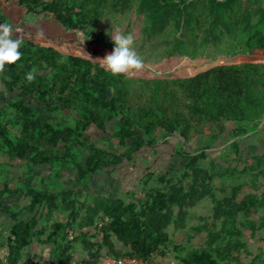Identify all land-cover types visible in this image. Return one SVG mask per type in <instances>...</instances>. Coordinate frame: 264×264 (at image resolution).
Wrapping results in <instances>:
<instances>
[{
  "label": "trees",
  "instance_id": "16d2710c",
  "mask_svg": "<svg viewBox=\"0 0 264 264\" xmlns=\"http://www.w3.org/2000/svg\"><path fill=\"white\" fill-rule=\"evenodd\" d=\"M16 1L22 14L53 20L89 41L34 36L22 45L21 59L1 70L13 96L5 107L0 106V153H6L11 164L17 159L28 165L49 164L51 182L74 168L71 176L80 183L101 169L130 161L142 148L153 149L159 140L171 138L180 146L173 150L183 163L178 170L160 174L140 204L97 199L93 205L80 203L76 188L58 183L53 184L57 191L11 187L10 173L0 164V215L12 221L6 238L8 264H67L77 244L100 254L108 247L114 257L165 256L171 241L169 227L186 229L195 218L191 210L205 201L211 204L210 215L198 217L200 223L189 229L201 235V246L180 253L178 263L264 264V152L246 160L240 153L242 140L260 132L264 121V60L205 62L200 67L186 61L168 73L140 68L117 75L100 61L114 47L105 49L108 38L103 37L102 26L131 12L142 23L144 40L163 46L172 56L193 59L208 43L221 51H255L262 56L263 0ZM35 101L52 104L53 112L66 115L60 121H47L31 106ZM109 123H113L110 137L106 135ZM91 129L103 136L93 140L88 134ZM196 139L199 147L191 152L183 149ZM222 140L218 159L210 156L207 150ZM22 196L25 203L20 202ZM84 206V225L99 212L107 217L98 242H89L84 233L68 238ZM25 210L32 216L22 219ZM44 210L46 219L61 212L67 220L37 229ZM244 230L252 237L260 233L263 246L254 255ZM43 235H47L44 243L57 254L53 263L24 255ZM112 236L129 251H113Z\"/></svg>",
  "mask_w": 264,
  "mask_h": 264
},
{
  "label": "crops",
  "instance_id": "0c3cea01",
  "mask_svg": "<svg viewBox=\"0 0 264 264\" xmlns=\"http://www.w3.org/2000/svg\"><path fill=\"white\" fill-rule=\"evenodd\" d=\"M0 22H12L18 26V33L16 36H22V45L34 36L49 35L53 36L63 42L73 39V36L66 37L69 30L64 29L57 22L49 19H38L32 14H22L18 8V3L16 0H0ZM59 27L60 34H55L56 28ZM257 57V56H256ZM13 94L8 93L7 87L2 80L1 70H0V106L5 107L7 105V100ZM38 113L44 115L47 121H57L54 115L58 112L54 111V105L45 102H32L31 105ZM54 118V119H52ZM113 123L108 124V128ZM108 131V129H107ZM88 134L93 140H99L103 136L102 133L91 129ZM46 145V143H44ZM55 150V149H53ZM147 150V151H146ZM157 150L142 148L137 153H135L130 161H124L116 167H106L99 170L96 173L89 175L86 181L78 183L72 177L71 172L74 168L70 169V173H65L64 178L61 180H52L53 176V166L49 164H36L28 165L25 160L17 159L12 164L9 161L8 155L6 153H0V164L5 166L11 178V187H22L23 191H26L30 187H38L40 189H45V187H50L53 191H57L54 183L62 184L64 188H76V191L81 193L79 198L80 203L94 204L97 199H109L116 200L121 199L125 203H137L140 204L145 200V197L150 189V187L156 186L157 177L162 174L159 171H155V156ZM172 163L174 166H168V170L175 169L178 170L182 167L183 161H181L177 155H172ZM180 162L181 167L177 168L175 165ZM11 165V166H10ZM167 170V171H168ZM152 174V177L147 179V175ZM50 180H47V179ZM44 179L45 181H43ZM148 180V181H147ZM3 185L0 180V189ZM17 197H7L6 200L14 201ZM27 199L22 196L21 203H25ZM79 207V203H77ZM87 207L84 206L80 208V218L73 224L72 233L69 232L68 238H73L80 235L81 233L86 234L88 241L95 242L100 241L102 233L100 228L106 223L107 217L104 216L103 212H99L97 216L94 217L92 223L84 225L83 221L86 218ZM41 212V211H40ZM32 214L25 210L24 214L21 216L22 219H27L31 217ZM46 212L44 214L37 229L44 226H51L55 221L67 220L66 213L55 212L49 219L45 218ZM204 217V216H203ZM79 224H83V228H79ZM12 221L9 216L0 215V264H8V245L6 243V238L9 235V227H11ZM79 228V229H78ZM174 227H169V234L171 241L166 249V255L162 256L160 253L155 254V257L160 264H179L180 251H176L175 255L172 254L174 247H183V245L175 243V239H172V235L178 231L173 230ZM48 233V232H47ZM46 233V234H47ZM72 234V235H71ZM71 235V236H70ZM197 235V234H195ZM203 235V234H202ZM47 235H43L40 240H34L29 247L25 250L24 255L32 257L35 261L39 263H53L57 257L54 253V248L51 244H45L44 240ZM201 236V235H199ZM199 246H201L202 237H199ZM112 250L126 253L129 250L126 246L117 240L115 236L111 237ZM198 248V247H195ZM111 249L105 247L101 250V254L96 249H85L82 245H76V253L67 264H101V258L103 256H113ZM185 252H183L184 254ZM25 259V258H23Z\"/></svg>",
  "mask_w": 264,
  "mask_h": 264
},
{
  "label": "rangeland",
  "instance_id": "374dc122",
  "mask_svg": "<svg viewBox=\"0 0 264 264\" xmlns=\"http://www.w3.org/2000/svg\"><path fill=\"white\" fill-rule=\"evenodd\" d=\"M264 3V0H263ZM141 21L134 13H126L124 15H118L114 18V20L108 19L106 24L102 26L104 29V38H108L105 43V49H111L113 44L111 36L109 33L115 34L117 31H120L124 34L131 33L134 36L135 43L134 48L137 55L141 58L143 64L141 70L145 71L146 69L168 73L170 71H176L180 67H183L186 64V61H189V65H195L197 67L202 66L205 62H210L212 64H242L245 62H253V63H261L260 61L264 60V54L262 56L257 55L255 51L249 53H234L231 50L221 51L219 47L216 45H212L208 43L203 50H199L198 54L195 58L189 59L186 56H172L166 53V48L163 46H157L149 41H145L143 36L141 35ZM59 27L56 28L55 34H60ZM75 40L88 42L89 38L84 36L80 32L71 31L68 32V38L72 37ZM201 51V52H200ZM257 56V57H256ZM63 115H66L64 113ZM61 114H55L54 117L60 121L63 118ZM260 132H254L246 136L240 144L241 147V156L244 160L248 159L253 153L261 154L264 152V121L259 126ZM113 130L111 127L108 128L107 136L110 137ZM115 144L117 142L113 140ZM224 140H222L217 146L212 147L207 150V153L211 156H215L221 151V148L224 146ZM201 145V142H198L197 139L193 140L192 143L185 145L183 148L187 152H191L194 148H197ZM173 147H180L178 142L171 139H161L155 144V149L158 151L157 154L153 156L156 160V164L154 167L155 171H159V173H166L168 170V166H174L172 163V155H175V151ZM148 149V148H147ZM150 150V149H149ZM147 151V150H146ZM217 158V157H216ZM218 159V158H217ZM183 161V160H181ZM177 168L181 167L180 162L175 165ZM173 176L174 173H171ZM211 204L209 201H205L200 203L198 206L193 208L191 212L195 215V218L190 221L189 226L186 229L179 230L178 234L175 232L172 235V239H175V243L183 245V252L188 249L199 247V235H195L192 230H189L192 226L199 224L200 221L198 217H205L210 215ZM258 216H254L257 219ZM245 238L249 243L250 249L253 255L258 251L259 246H263V243L259 240L260 233H257L255 237L251 236L250 231L244 230ZM201 237V236H199ZM181 247V246H180ZM177 252L173 249L172 254L175 255Z\"/></svg>",
  "mask_w": 264,
  "mask_h": 264
},
{
  "label": "clouds",
  "instance_id": "9594fccd",
  "mask_svg": "<svg viewBox=\"0 0 264 264\" xmlns=\"http://www.w3.org/2000/svg\"><path fill=\"white\" fill-rule=\"evenodd\" d=\"M18 26L12 22H0V70H3L6 65L15 64L21 59L23 37L16 36ZM114 44L111 53L104 56L102 61L113 75L126 73L130 70L140 69L142 60L137 55L134 43L135 39L131 33L124 34L117 31L115 34L109 33ZM32 74H28V79L31 80Z\"/></svg>",
  "mask_w": 264,
  "mask_h": 264
},
{
  "label": "built area",
  "instance_id": "2783aa9c",
  "mask_svg": "<svg viewBox=\"0 0 264 264\" xmlns=\"http://www.w3.org/2000/svg\"><path fill=\"white\" fill-rule=\"evenodd\" d=\"M101 264H160L155 255L148 259H140L137 257H114L103 256L101 258Z\"/></svg>",
  "mask_w": 264,
  "mask_h": 264
}]
</instances>
